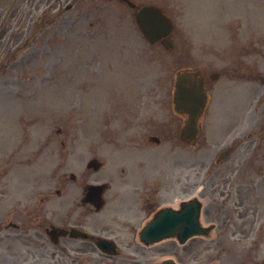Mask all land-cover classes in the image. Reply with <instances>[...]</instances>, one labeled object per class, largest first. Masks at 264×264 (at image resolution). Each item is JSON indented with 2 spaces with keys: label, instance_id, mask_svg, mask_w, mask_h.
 Wrapping results in <instances>:
<instances>
[{
  "label": "rangeland",
  "instance_id": "obj_1",
  "mask_svg": "<svg viewBox=\"0 0 264 264\" xmlns=\"http://www.w3.org/2000/svg\"><path fill=\"white\" fill-rule=\"evenodd\" d=\"M133 1L159 6L170 16L172 50L162 44L149 46L136 27L134 12L116 0H0V170L5 174L13 168L14 189L28 187L33 177L34 185L53 190L55 175L86 170L90 155L85 153L93 150L103 167L91 181L108 183L120 199L137 185L151 195L138 210V222L159 207L176 208L196 197L202 204L201 224L215 225L208 237L197 239L200 249H209L200 258L215 259L208 264H260L264 221L259 229L254 224V234L244 240L227 239L226 233L237 203L264 208V0L253 2L254 13L246 23L259 28L249 40L255 43L260 37L261 42L250 50L245 40L239 43L243 85H233L216 99L215 111L205 119L193 146L181 141L179 130L172 127L156 135L158 144L132 143L130 138L153 135V126L165 120L158 102L178 71L179 35L194 54L204 42L222 47L237 24L232 22L243 23L245 16L234 14L237 0ZM207 30L213 37H204ZM85 84L104 95L117 90L119 100L133 101L132 119L113 127L99 123L95 134L93 126L71 117L88 94L83 92ZM139 85L152 90L150 107L134 94ZM76 125L80 128H73ZM58 129L66 133L59 135ZM61 138H66L67 149L57 145ZM54 143L56 151L68 152L66 159L52 156ZM229 147L233 151L228 158L218 159ZM34 152L32 169L13 162ZM119 169L124 170L122 179ZM248 225L242 224L244 230Z\"/></svg>",
  "mask_w": 264,
  "mask_h": 264
},
{
  "label": "flooded vegetation",
  "instance_id": "obj_2",
  "mask_svg": "<svg viewBox=\"0 0 264 264\" xmlns=\"http://www.w3.org/2000/svg\"><path fill=\"white\" fill-rule=\"evenodd\" d=\"M247 4V0L243 2L237 0V4L233 5L234 10L247 14ZM136 9L139 8L135 3L132 10ZM179 37L177 72L189 73L190 82L193 81L198 87V95L204 102L200 119L203 127L205 119L209 121L215 111L216 99L230 92L233 85L236 86L238 83L243 85L245 76L239 60L242 50L240 52L238 50L241 49L239 43L246 41L247 37L234 29L226 36L224 47L204 42L205 45L197 54L188 50L182 33ZM156 44L165 45L161 40ZM173 84L174 79L171 81L170 89L161 91L164 92V98L158 102V108L163 111L165 117L163 124L155 122L153 135L132 137L131 142L137 143V140H149L151 137L158 138L156 135L169 131L168 127L179 132L183 128L187 120L183 108L187 106V102L184 103V97H180L178 109H174ZM154 90L155 93L160 91ZM83 92L88 94L83 96L81 106H77L78 109L71 117L78 119L84 126L97 128L99 123L110 126L117 121L125 124L135 113V108H132L128 101L123 100L121 105H117L119 102L117 90H113L108 98H103L100 90L96 89H84ZM134 94L143 99L146 108L150 107L151 89H144L139 85ZM87 96L90 97L85 98ZM188 98L191 103L192 98ZM73 128L80 126L76 125ZM57 133L62 135L66 131L58 129ZM94 133L96 134L95 131ZM53 145L55 146V143ZM58 145L66 149V138L58 139ZM92 151L85 155H90L89 159H96ZM58 154L66 157L68 152ZM19 161L21 162L17 163ZM13 162L32 169L37 162V153L22 155ZM13 162L9 163V166ZM123 171L117 170L120 179ZM12 172L13 168L8 169L5 174L0 170V264H164L168 260L170 264L215 262L214 258L208 257L206 261L205 258H200L209 249L199 248L198 237L189 239L185 244L171 239L170 243L165 240L148 246L138 240L142 227L160 208L151 211L145 220L138 222L141 217L138 210L148 204L151 196L142 185H137L120 199L110 191L107 184H104L106 188L102 195L103 201L98 203L100 207L96 208L95 204L85 201L84 197L90 186L99 184L97 178L91 181L92 174H97L98 171L91 172L86 169L73 176L68 170H62L61 174H54L57 178L53 190L34 185L33 177H29L28 187L14 189ZM118 198L120 200H117ZM42 207L45 208L41 209ZM148 207H145V210ZM234 209L231 216L228 214L232 227L226 233L227 239L244 240L254 232V224L259 225L258 229L261 228L260 225L264 221L263 206L240 202ZM138 223L139 227H133ZM247 223L248 228L244 230L242 224ZM103 240L109 243L110 248L100 247L99 242ZM263 251L264 249L258 250L259 253ZM260 264H264V257L260 259Z\"/></svg>",
  "mask_w": 264,
  "mask_h": 264
},
{
  "label": "water",
  "instance_id": "obj_3",
  "mask_svg": "<svg viewBox=\"0 0 264 264\" xmlns=\"http://www.w3.org/2000/svg\"><path fill=\"white\" fill-rule=\"evenodd\" d=\"M136 21L140 31L150 42L158 40L171 29L169 20L158 10L152 8H144L140 11L136 16ZM176 87L178 90V83ZM194 119V114H190L189 122L183 133L186 139H188V136L192 135V133L194 135L196 132ZM92 163L95 168L98 167L97 164L94 162ZM99 189H101V187H92L91 190L99 191ZM200 208L201 205L196 199H191L188 202L182 203L181 209L179 210L164 208L147 223L139 238L146 244H149L164 238L176 236L182 243L191 236L205 234L213 228V226L209 228L200 226L198 221ZM100 246L104 248L109 247L104 241L100 243Z\"/></svg>",
  "mask_w": 264,
  "mask_h": 264
}]
</instances>
